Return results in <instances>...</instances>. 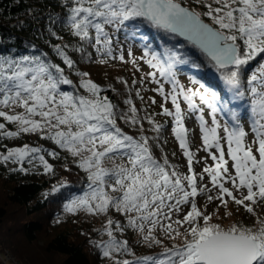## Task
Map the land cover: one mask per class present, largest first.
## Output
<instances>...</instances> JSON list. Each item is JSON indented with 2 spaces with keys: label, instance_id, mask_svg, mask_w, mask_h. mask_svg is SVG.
<instances>
[{
  "label": "snow or ice",
  "instance_id": "6c2138e0",
  "mask_svg": "<svg viewBox=\"0 0 264 264\" xmlns=\"http://www.w3.org/2000/svg\"><path fill=\"white\" fill-rule=\"evenodd\" d=\"M59 7L36 37L47 50L0 49V166L54 174L48 158L65 153L84 185L64 210L104 217L99 234L108 239L93 244L108 264H264V0ZM115 63L131 66V81L101 85L84 67ZM205 68L222 86L198 78ZM185 70L194 73L187 83ZM158 117L170 122L183 165L164 151ZM186 120L199 126L195 151ZM25 136L36 142L5 143ZM221 209L227 226L217 222ZM129 232L135 245L160 251L138 255L117 236Z\"/></svg>",
  "mask_w": 264,
  "mask_h": 264
},
{
  "label": "trees",
  "instance_id": "16d2710c",
  "mask_svg": "<svg viewBox=\"0 0 264 264\" xmlns=\"http://www.w3.org/2000/svg\"><path fill=\"white\" fill-rule=\"evenodd\" d=\"M61 12L59 0H0V49L22 51L29 48L31 42L47 50L45 37L41 36L39 39L36 37L45 28V18L49 14ZM149 36L153 40H159L155 32H149ZM84 67L91 73V78L101 85L114 84L118 76L131 81V72L126 65L115 63ZM185 71L194 74L192 71ZM204 76L206 82L222 86L217 74L206 68L198 78ZM116 87L122 90L120 85L117 84ZM108 95L119 103L115 93L109 92ZM136 102L140 107V102L138 100ZM161 139H166L164 134ZM34 142L36 137L30 136L12 142L5 141L10 146ZM39 143L45 147H54L49 142ZM164 151L169 152L168 141L164 145ZM156 154L159 156V149L156 150ZM65 155L61 152L60 159L48 158L49 163L54 166V174H44L42 168L24 173L12 171L15 166L11 164L0 166V250H11L20 264H108L100 257L93 244V241L99 240V230L95 223L78 219L58 223L53 219L62 213L64 204L72 195L81 194L84 185L83 173L75 167L70 158L64 159ZM61 181L67 186L58 192L53 191V186ZM220 216L222 219L217 222L223 221V215ZM237 218L243 219V214ZM49 233L51 234L45 247L46 254L42 256H32L23 252L21 249L23 246L15 239L16 236H20L26 245L36 246L40 237L44 234L49 236ZM128 234V239L134 244L138 255L160 251L135 245L131 232Z\"/></svg>",
  "mask_w": 264,
  "mask_h": 264
},
{
  "label": "rangeland",
  "instance_id": "374dc122",
  "mask_svg": "<svg viewBox=\"0 0 264 264\" xmlns=\"http://www.w3.org/2000/svg\"><path fill=\"white\" fill-rule=\"evenodd\" d=\"M133 51L139 55L140 51L139 48L137 46H133ZM129 71L131 72V66L127 65ZM147 70V69H145ZM193 74H189L188 72L184 71L183 73H181V80L182 82L187 83L188 77L191 76ZM147 95H151V93H147ZM158 120L160 121L161 124L165 125V130L163 132L164 137L166 138V140L168 141V154H169V159L173 162V163H177L180 165H183L185 163L184 157L182 156L179 148H178V144L174 139V136L171 133L169 124L170 122H167V118L164 117H158ZM186 126L188 127V129L190 130V134H189V139L191 141V147L192 149L195 151L198 147L201 146V140H200V133H199V126L198 124L194 121V120H186ZM245 127L247 128V125H245ZM175 152L176 155L175 157L172 156V153ZM200 156L205 155L203 152L199 153ZM25 167H29V165H25ZM199 199V198H198ZM202 203V201H200ZM211 211V208L209 209ZM220 215L224 216V209L220 210ZM237 218V217H236ZM53 219L57 220L58 223H66V222H71L72 219H78L79 221H85V222H91V223H95L97 230H101L104 224V217H93V216H88L86 214H71V213H67L64 208L62 210V213H60L57 216H54ZM231 221H229L227 218H223V221H221L222 224H224V226H227ZM250 222V221H248ZM46 234V233H45ZM42 235L40 237V241L36 246H29L26 245L24 242H22L23 240H21V237L16 236L15 239L17 240V243L23 247H21L23 252H26L29 255L32 256H42L45 255L46 253V245L47 242L50 240V234L49 236L47 235ZM131 237H133V240L135 242V237L134 235L131 233ZM119 239H128L129 234H124V235H120L117 234ZM108 237L106 235H101L99 234V240H107ZM6 255L10 256V257H14L15 261L17 262L16 264H20V262L18 261V259L14 256V254L12 253L11 250L9 249H5V250H0V264H3L4 261L7 260V257H5ZM47 256V255H46ZM37 258V257H35ZM38 260V259H36Z\"/></svg>",
  "mask_w": 264,
  "mask_h": 264
},
{
  "label": "built area",
  "instance_id": "2783aa9c",
  "mask_svg": "<svg viewBox=\"0 0 264 264\" xmlns=\"http://www.w3.org/2000/svg\"><path fill=\"white\" fill-rule=\"evenodd\" d=\"M5 257H7V260L3 262V264H16L17 262L15 261L14 257H10L8 255H6Z\"/></svg>",
  "mask_w": 264,
  "mask_h": 264
}]
</instances>
